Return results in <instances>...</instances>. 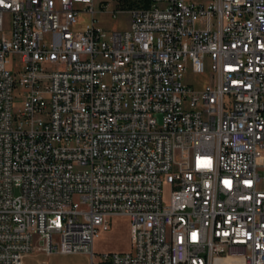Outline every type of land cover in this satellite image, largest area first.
I'll return each mask as SVG.
<instances>
[{
    "label": "built area",
    "instance_id": "built-area-1",
    "mask_svg": "<svg viewBox=\"0 0 264 264\" xmlns=\"http://www.w3.org/2000/svg\"><path fill=\"white\" fill-rule=\"evenodd\" d=\"M110 1L0 0V264H264V0Z\"/></svg>",
    "mask_w": 264,
    "mask_h": 264
},
{
    "label": "rangeland",
    "instance_id": "rangeland-1",
    "mask_svg": "<svg viewBox=\"0 0 264 264\" xmlns=\"http://www.w3.org/2000/svg\"><path fill=\"white\" fill-rule=\"evenodd\" d=\"M207 1V0H196ZM116 11L115 1H110L105 14H98L101 25L108 32L120 31L125 29L129 22L127 13L118 14L115 19L110 17V13ZM82 24L87 23L86 16H80ZM207 74L202 75H185L184 82L193 81L195 88L207 83ZM17 194V191H14ZM131 248V224L126 217H115L111 220L110 230L102 233L95 239L93 244V252L96 256L109 253H125ZM90 264L89 258L82 254L61 255L52 254L45 255L42 252L30 254L25 259V264Z\"/></svg>",
    "mask_w": 264,
    "mask_h": 264
},
{
    "label": "trees",
    "instance_id": "trees-1",
    "mask_svg": "<svg viewBox=\"0 0 264 264\" xmlns=\"http://www.w3.org/2000/svg\"><path fill=\"white\" fill-rule=\"evenodd\" d=\"M116 11H129L132 9H147L151 5V0H114Z\"/></svg>",
    "mask_w": 264,
    "mask_h": 264
},
{
    "label": "crops",
    "instance_id": "crops-1",
    "mask_svg": "<svg viewBox=\"0 0 264 264\" xmlns=\"http://www.w3.org/2000/svg\"><path fill=\"white\" fill-rule=\"evenodd\" d=\"M27 258V257H26Z\"/></svg>",
    "mask_w": 264,
    "mask_h": 264
}]
</instances>
